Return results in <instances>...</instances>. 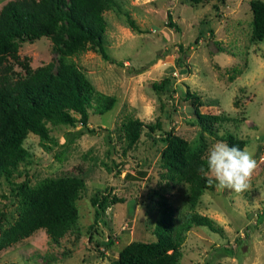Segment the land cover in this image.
<instances>
[{
    "label": "rangeland",
    "instance_id": "obj_1",
    "mask_svg": "<svg viewBox=\"0 0 264 264\" xmlns=\"http://www.w3.org/2000/svg\"><path fill=\"white\" fill-rule=\"evenodd\" d=\"M167 12L176 28L166 25ZM103 17L107 58L88 50L71 59L95 89L114 97L113 106L102 114L88 109L94 133L77 134L78 124L46 122L49 149L28 133L25 160L8 178L0 176V227L16 217V183L81 177L76 226L58 242L37 229L2 249L0 264H110L130 241L153 240L158 201L177 218L187 210L186 184L164 178L160 152L167 132L202 147L204 157L229 133L257 161L248 191L202 192L194 210L211 219L212 228L191 226L175 264H264V37L251 38L249 0H111ZM17 53L30 68L48 62L56 67L47 37L21 43ZM163 79L164 87L154 90L151 84ZM186 90L199 98L200 112L227 119L210 133L200 129L182 99ZM130 117L152 129L143 127L135 145L125 148L120 126Z\"/></svg>",
    "mask_w": 264,
    "mask_h": 264
},
{
    "label": "trees",
    "instance_id": "obj_2",
    "mask_svg": "<svg viewBox=\"0 0 264 264\" xmlns=\"http://www.w3.org/2000/svg\"><path fill=\"white\" fill-rule=\"evenodd\" d=\"M197 3L199 0H188ZM111 0H8L0 7V176L8 178L18 164L25 160L27 151L22 143L28 133L38 137L40 145L49 146L46 122L70 126L79 125L77 134L94 133L87 126L88 109L102 114L113 106L114 97L95 89L71 57L92 51L107 58L103 48L105 20L103 14ZM251 11V38L264 37V2L249 0ZM167 26L176 28L166 14ZM130 27L133 22L127 19ZM47 37L56 54V67L51 62L30 68L27 58L19 59L18 48L23 42ZM19 66V70L14 69ZM166 80L153 82L154 90H161ZM183 101L192 108L200 129L210 133L215 123L227 118L220 114L199 111V98L185 91ZM77 115V117H75ZM152 127L137 118L122 121L120 130L125 148L137 142L142 128ZM160 162L164 178L187 186V210L179 218L165 201H158V215L153 224L151 241H130L110 264H175L180 255L179 246L184 233L191 226L212 228L207 216L194 208L202 192L209 189L207 179L197 172L206 161L202 147L192 148L181 137L167 132ZM223 141L229 146H244V141L227 133ZM83 179L64 174L44 177L34 185L18 182L14 191L19 197L16 217L12 223L0 227V251L43 229L47 238L58 240L76 226L75 201L83 189ZM99 204L107 200V195ZM117 199L112 197L111 202ZM97 200L91 199L95 204ZM239 243V242H238ZM227 253H230V249Z\"/></svg>",
    "mask_w": 264,
    "mask_h": 264
},
{
    "label": "clouds",
    "instance_id": "obj_3",
    "mask_svg": "<svg viewBox=\"0 0 264 264\" xmlns=\"http://www.w3.org/2000/svg\"><path fill=\"white\" fill-rule=\"evenodd\" d=\"M256 169L257 161L247 146H229L217 141L208 149L206 161L198 167L197 172L216 191L230 190L242 194L251 187Z\"/></svg>",
    "mask_w": 264,
    "mask_h": 264
}]
</instances>
